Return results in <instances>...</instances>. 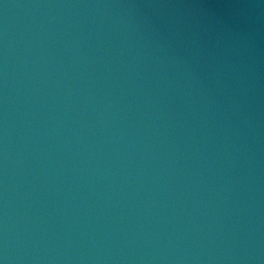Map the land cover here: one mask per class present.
I'll return each instance as SVG.
<instances>
[{"label":"water","instance_id":"95a60500","mask_svg":"<svg viewBox=\"0 0 264 264\" xmlns=\"http://www.w3.org/2000/svg\"><path fill=\"white\" fill-rule=\"evenodd\" d=\"M0 264H42L1 96Z\"/></svg>","mask_w":264,"mask_h":264}]
</instances>
